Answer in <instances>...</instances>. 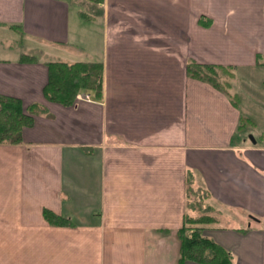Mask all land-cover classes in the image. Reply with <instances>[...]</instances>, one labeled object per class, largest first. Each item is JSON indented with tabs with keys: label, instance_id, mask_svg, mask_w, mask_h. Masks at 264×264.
Instances as JSON below:
<instances>
[{
	"label": "crops",
	"instance_id": "crops-1",
	"mask_svg": "<svg viewBox=\"0 0 264 264\" xmlns=\"http://www.w3.org/2000/svg\"><path fill=\"white\" fill-rule=\"evenodd\" d=\"M88 4L0 0V94L45 109L0 144V264H178L183 225L264 264V0ZM48 61L102 62L103 97L47 100ZM189 61L239 74L261 125Z\"/></svg>",
	"mask_w": 264,
	"mask_h": 264
},
{
	"label": "trees",
	"instance_id": "trees-1",
	"mask_svg": "<svg viewBox=\"0 0 264 264\" xmlns=\"http://www.w3.org/2000/svg\"><path fill=\"white\" fill-rule=\"evenodd\" d=\"M21 60H32V57L24 55ZM46 66L48 75L47 82L43 86V95L47 100L70 106L75 102L79 91L87 92L94 99L100 100L103 97L102 62L48 61ZM186 73L189 77L207 82L223 91L229 87L230 81L220 80L221 76L227 75L228 78L232 76L227 67L194 61L187 63ZM234 96L237 95L234 94L233 98ZM43 112L45 109L37 103L27 106L24 110L19 98L0 94V144L21 143L22 129L32 125L34 114ZM248 121L253 123L251 120ZM241 127L239 125L237 130L240 131ZM246 135L247 133L242 134L245 138ZM42 215L50 224L67 222L64 217L48 208H43ZM176 235L180 242L178 264H184L186 261L199 264H233L231 252L206 236L202 227L183 225L177 230Z\"/></svg>",
	"mask_w": 264,
	"mask_h": 264
},
{
	"label": "rangeland",
	"instance_id": "rangeland-1",
	"mask_svg": "<svg viewBox=\"0 0 264 264\" xmlns=\"http://www.w3.org/2000/svg\"><path fill=\"white\" fill-rule=\"evenodd\" d=\"M89 1L92 2L91 0H79V3H81L82 5H84V3H85V5H87V7H88ZM237 77H239V74H236V73H234V75H232V76L230 75L229 78L227 75H222L220 80H222V81L229 80L231 82L232 86L230 87V91L233 92L235 90V91L239 92V95L234 96L235 98H233V101L236 102L238 104V106L241 108H246L245 104L247 106L249 105L250 108H248V110L250 112H247V113H251V115L253 116L255 121H257V123L260 124L262 121V117H263V114L260 112V110L262 109V106H261L262 102L259 99L260 97L259 96L250 97L249 94H247L245 91H239L238 88L240 87V84L237 80ZM85 95L88 96V98H86ZM93 98L94 97L92 95L88 94L87 92L79 91L76 94L75 101L78 99L89 100V99H93ZM246 111H247V108H246Z\"/></svg>",
	"mask_w": 264,
	"mask_h": 264
},
{
	"label": "water",
	"instance_id": "water-1",
	"mask_svg": "<svg viewBox=\"0 0 264 264\" xmlns=\"http://www.w3.org/2000/svg\"><path fill=\"white\" fill-rule=\"evenodd\" d=\"M249 137H250V138H252V136H251V135H249ZM252 140H253V139H252Z\"/></svg>",
	"mask_w": 264,
	"mask_h": 264
},
{
	"label": "built area",
	"instance_id": "built-area-1",
	"mask_svg": "<svg viewBox=\"0 0 264 264\" xmlns=\"http://www.w3.org/2000/svg\"><path fill=\"white\" fill-rule=\"evenodd\" d=\"M86 98H88V96L85 95Z\"/></svg>",
	"mask_w": 264,
	"mask_h": 264
}]
</instances>
